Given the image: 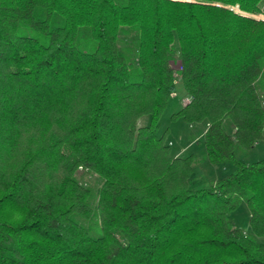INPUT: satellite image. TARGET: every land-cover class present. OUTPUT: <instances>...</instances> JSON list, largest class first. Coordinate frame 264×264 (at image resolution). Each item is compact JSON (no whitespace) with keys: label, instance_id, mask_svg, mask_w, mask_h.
I'll return each instance as SVG.
<instances>
[{"label":"trees","instance_id":"obj_1","mask_svg":"<svg viewBox=\"0 0 264 264\" xmlns=\"http://www.w3.org/2000/svg\"><path fill=\"white\" fill-rule=\"evenodd\" d=\"M262 2L0 0V264H264ZM177 82L235 168L205 187L158 134Z\"/></svg>","mask_w":264,"mask_h":264},{"label":"rangeland","instance_id":"obj_2","mask_svg":"<svg viewBox=\"0 0 264 264\" xmlns=\"http://www.w3.org/2000/svg\"><path fill=\"white\" fill-rule=\"evenodd\" d=\"M264 10V2L261 3ZM264 19V13L255 15ZM174 68H179L178 62L171 64ZM184 104L183 89L179 82L176 83V92L168 99L166 106L162 110L159 118L158 134L165 132V140L170 142V151L173 155L185 156L193 153L196 158L202 159L201 163L193 168L192 175L189 179V185L192 188L205 187L213 183L218 177L226 175L235 170L234 166L214 165L203 158V142L201 132L203 125L187 124L180 116H172ZM138 124L143 125L147 122V117H142ZM226 124H229L226 121ZM227 129H230L227 126ZM264 157V140L256 142L250 149L240 155L245 162L257 161ZM81 171L77 172V176ZM234 224L242 229L244 233H249L248 211L243 201L239 206L230 213Z\"/></svg>","mask_w":264,"mask_h":264},{"label":"built area","instance_id":"obj_3","mask_svg":"<svg viewBox=\"0 0 264 264\" xmlns=\"http://www.w3.org/2000/svg\"><path fill=\"white\" fill-rule=\"evenodd\" d=\"M187 99H184V102H186Z\"/></svg>","mask_w":264,"mask_h":264}]
</instances>
